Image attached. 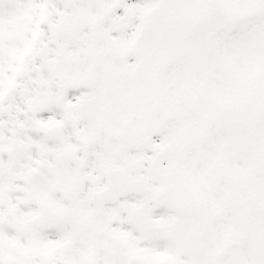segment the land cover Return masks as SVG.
Returning a JSON list of instances; mask_svg holds the SVG:
<instances>
[{
	"label": "snow or ice",
	"instance_id": "6c2138e0",
	"mask_svg": "<svg viewBox=\"0 0 264 264\" xmlns=\"http://www.w3.org/2000/svg\"><path fill=\"white\" fill-rule=\"evenodd\" d=\"M0 264H264V0H0Z\"/></svg>",
	"mask_w": 264,
	"mask_h": 264
}]
</instances>
